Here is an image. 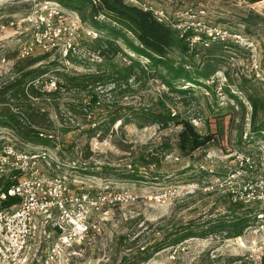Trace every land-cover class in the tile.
<instances>
[{
	"label": "rangeland",
	"instance_id": "1",
	"mask_svg": "<svg viewBox=\"0 0 264 264\" xmlns=\"http://www.w3.org/2000/svg\"><path fill=\"white\" fill-rule=\"evenodd\" d=\"M138 1L164 12V23L183 33L191 27L203 37L214 26L240 32L256 42L258 56L254 59L231 39L218 41L214 51H209L211 46L191 45L193 63L204 66L210 80L207 87L183 83L181 89L186 92L177 94L153 78L151 63L132 51L129 43L138 45L133 33L124 31L125 39L115 40L113 47H106L105 43L102 50L109 55L102 56L98 40L109 39L108 30L95 28L93 20L84 21L76 11L86 32L78 39L76 52L67 58L57 52L45 54L50 57L31 67L49 70L35 82L43 96L31 103L21 100L7 104L25 115L28 108L40 112L34 121L27 114L30 122L39 132L56 133L58 143L44 138L47 145L26 143L16 131L0 128V146L12 142L30 153L60 148L61 157L79 167L72 171L79 181L72 183V189L78 194L120 193L124 197L123 201L106 206L102 214L92 215L85 237L73 243L54 264H135L149 255H139L143 248H151L185 229L195 231L196 237L140 264L259 261L264 254V218L259 217L264 213V203L235 199L242 196L247 184L252 186L251 192L260 194V182L264 181V132L254 131L255 125L264 123V110L254 121L246 93L260 95L264 100V23L251 26L248 31L243 21L250 10L264 16V2L245 5L239 0ZM33 4L32 0H0V87L16 77L13 73L25 72L40 56L18 59L21 43L31 38L32 29L22 20L31 13ZM95 21L100 26L121 29L103 13ZM169 58L180 61L183 56L176 50ZM131 59L139 60L147 69L139 82L129 81L130 89H120L114 82L106 81L85 95L72 85L64 88L65 81L58 75L105 76L128 66ZM102 61L107 65L99 67ZM244 78L251 83L245 84ZM59 84L63 87L57 90ZM242 85L250 90L243 91ZM53 92L56 93L52 97L45 95ZM91 94L100 101L96 106L89 104ZM162 98L172 116L190 120L200 134L212 135L214 141L189 156L181 155L176 150L181 127L170 125L162 130L150 123L151 113L158 110L155 104ZM81 107H86L87 112H82ZM115 117L126 119L128 124L121 125L119 121L109 127ZM94 128L99 130L93 132ZM167 145L175 150L170 151ZM143 156H149L153 163L142 165ZM241 218L246 221L242 227H235ZM210 224L223 226L214 234L202 236ZM236 233L241 234L234 237ZM57 237L52 231L50 240L43 239L40 246L34 247L27 264H46Z\"/></svg>",
	"mask_w": 264,
	"mask_h": 264
},
{
	"label": "built area",
	"instance_id": "2",
	"mask_svg": "<svg viewBox=\"0 0 264 264\" xmlns=\"http://www.w3.org/2000/svg\"><path fill=\"white\" fill-rule=\"evenodd\" d=\"M32 1L31 13L22 20L24 25L32 29V34L30 39L21 43L18 59L22 61L53 52L67 58L76 52L78 39L86 33L77 12L57 1ZM124 1L152 11L160 22L166 20L164 12L147 7L138 0ZM95 34L97 37L98 34ZM87 35L92 36L91 33ZM230 39L248 50L254 59L257 58L256 42L226 28H210L206 38L197 35L190 43L192 46L200 44L208 48L212 43ZM261 79L264 85V78ZM52 85L55 87L56 84ZM39 136L55 144L59 140L56 133L40 132ZM60 151L57 147L56 150L45 148L30 153L19 149L12 142L0 146V180H16L7 191L0 194V264H27L33 257V248L40 246L43 239L50 240L52 231L58 237L52 242L46 264H54L65 250L72 248L73 243L85 237L90 229L92 215L102 214L106 206L123 201L124 197L120 193L91 196L88 192H75L72 183L79 181L72 176V171L79 170V167L76 162L63 159ZM44 172L55 174L51 176ZM251 189L252 186L247 184L241 192L242 196L235 201L264 203V181L260 182V194L255 195ZM8 198L18 199V203L10 208H2V203ZM259 217L264 218V213H260Z\"/></svg>",
	"mask_w": 264,
	"mask_h": 264
},
{
	"label": "trees",
	"instance_id": "3",
	"mask_svg": "<svg viewBox=\"0 0 264 264\" xmlns=\"http://www.w3.org/2000/svg\"><path fill=\"white\" fill-rule=\"evenodd\" d=\"M61 3L65 8L78 11L82 16L83 20L86 21L88 18L93 20L94 26L97 29L108 30L109 39L103 41L98 40L100 44L102 56L109 55L108 51L102 50L103 45L106 47H113L115 40H124L126 32H131L134 34L138 41V45H132L131 49L133 52L138 54L139 57L147 59L151 63V70L154 73L153 78L160 79L173 93L184 94L186 91L181 89L183 83H189L194 86H204L207 87L206 82L209 81L210 75L205 70L204 66H196L193 63V49L191 48V39L197 34L194 32L193 28L189 27L183 32L173 29L171 26L166 25L164 22L155 16V14L150 10H145L141 6L128 4L124 0H52ZM245 5H254L264 0H239ZM105 14L115 21L116 24L120 25V28L110 26H100L95 20L101 14ZM247 30L251 26H257L260 23H264V16L255 14L254 11L250 10L246 16V19L243 20ZM109 27V28H108ZM211 28H224L221 26H214ZM202 38H206L203 36ZM219 43L215 42L211 44V49L209 51H214V49L219 46ZM223 44V43H222ZM110 45V46H109ZM225 45V44H224ZM179 51L181 56H183L180 61L169 58V54L173 51ZM120 51V50H119ZM49 55L39 56L37 59L31 63L27 70L22 71L21 74H16L15 78L12 79L7 85L0 87V128L10 129L16 131L21 138L26 143H31L35 145H47L46 140H42L39 134L40 132L35 128L30 122L28 115L34 121L40 117V112H34L33 109H26L27 114L23 112L19 113L13 111L11 105L8 103L25 100L29 103L34 99H38L43 96L41 93L42 90L38 89L35 86L37 79L45 76L48 73V68L40 66L39 68L31 69L36 63H40L49 58ZM107 65L106 61H102L98 66L103 67ZM146 67L142 66L139 60L131 59V63L128 66L123 67L119 71L114 73H109L105 76L98 74V76L91 74H83L77 76H70L68 74H58L61 76L64 81V88L68 86H73L76 91L79 93L89 94L94 86L97 84H104L109 82H114L118 85L120 89L131 88L132 85L129 84L130 80L133 82L140 81V75L146 73ZM121 77V79H118ZM122 81V82H121ZM245 84H250L251 80L244 78ZM62 85L59 84V87H56L57 90ZM190 89V88H187ZM243 91L250 90L247 87L242 85L241 88ZM56 92L45 93L46 96L52 97ZM251 106H252V119L254 121L259 117L261 110H264V100L261 96L256 94H248ZM90 96V105H97L100 101L98 100L97 95L91 94ZM88 96V95H87ZM8 101V102H7ZM163 98L155 104V107L158 109L151 113V122L159 126V129L165 130L169 128L170 125L176 127H181L177 135L176 150L183 156H189L195 153L198 150L204 149L210 145L214 139L212 135H202L197 130V128L192 124L190 120L181 118L177 114L172 116V113L164 106ZM159 104L163 107H159ZM22 107V106H21ZM21 107H17L22 109ZM83 111L87 112L86 107ZM86 109V110H85ZM163 109H165L163 111ZM25 110V109H24ZM75 111V110H74ZM75 113H78L75 111ZM84 114V113H82ZM85 115V114H84ZM121 121V125H127L128 122L126 119L122 120L120 117H115L109 122V127L113 126L117 122ZM36 122V121H35ZM38 125V124H37ZM262 125V126H261ZM93 132H96L97 129H91ZM255 132H264V123L254 127ZM170 151H174L175 148L168 147ZM142 159L144 162L142 165L148 166L152 164L153 160L149 156H143ZM16 180L13 178L1 179L0 180V194L4 191H7ZM18 203V199L8 198L1 205L2 208H10ZM242 207V206H239ZM244 208V207H242ZM239 222L235 224V227H242L245 218L238 220ZM223 225L210 224L207 231H204L201 235L207 236L209 234H214L216 231H219ZM232 226V225H231ZM234 227V226H233ZM241 233H236L234 237L239 236ZM196 237V232L185 229L182 233L175 235L173 238L168 237L164 238L160 242H156L151 246V248H143L139 251V255H144L149 253V255L143 259H140L135 264L143 263L157 253L169 248L176 247L183 242ZM127 259V258H126ZM125 259V260H126ZM233 264H264V254L262 255L259 261H242L236 259Z\"/></svg>",
	"mask_w": 264,
	"mask_h": 264
}]
</instances>
